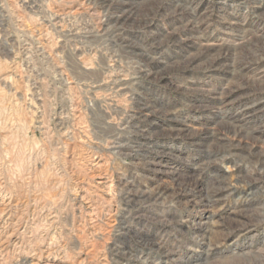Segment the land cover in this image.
Instances as JSON below:
<instances>
[{"label":"rangeland","instance_id":"obj_1","mask_svg":"<svg viewBox=\"0 0 264 264\" xmlns=\"http://www.w3.org/2000/svg\"><path fill=\"white\" fill-rule=\"evenodd\" d=\"M260 100L264 0H0V264H264Z\"/></svg>","mask_w":264,"mask_h":264},{"label":"bare ground","instance_id":"obj_2","mask_svg":"<svg viewBox=\"0 0 264 264\" xmlns=\"http://www.w3.org/2000/svg\"><path fill=\"white\" fill-rule=\"evenodd\" d=\"M205 8V7H204ZM198 13V15H200V13H202V11H198L197 12ZM240 38H242V37H240ZM229 73H232L233 72V69H230V71L229 70H227ZM263 102H264V100H260V101H258V102H255V103H253V104H251L249 107H252V106H255V107H258V108H261L262 106H263ZM248 107V108H249ZM206 198H208V196H206ZM210 198V197H209Z\"/></svg>","mask_w":264,"mask_h":264}]
</instances>
